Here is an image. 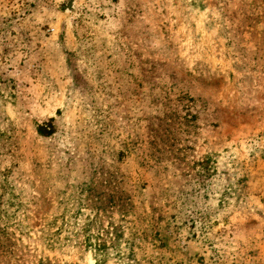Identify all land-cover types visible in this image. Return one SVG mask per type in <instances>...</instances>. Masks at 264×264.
I'll use <instances>...</instances> for the list:
<instances>
[{"label": "rangeland", "instance_id": "374dc122", "mask_svg": "<svg viewBox=\"0 0 264 264\" xmlns=\"http://www.w3.org/2000/svg\"><path fill=\"white\" fill-rule=\"evenodd\" d=\"M0 264H264V0H0Z\"/></svg>", "mask_w": 264, "mask_h": 264}]
</instances>
